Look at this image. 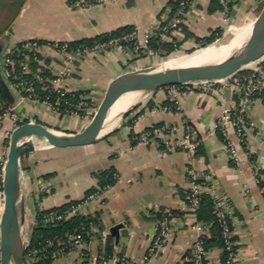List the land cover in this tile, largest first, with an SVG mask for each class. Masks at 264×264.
<instances>
[{
	"label": "crops",
	"instance_id": "crops-1",
	"mask_svg": "<svg viewBox=\"0 0 264 264\" xmlns=\"http://www.w3.org/2000/svg\"><path fill=\"white\" fill-rule=\"evenodd\" d=\"M171 1L115 0L74 7L71 0H0V58L9 44L23 39L77 42L123 26L136 28L141 37L156 26L161 12L170 7ZM215 2L196 0L175 35L178 42L192 45L197 37L217 34L219 29L223 32L234 17L250 24L256 15L254 7L262 0ZM217 4L221 7L214 8ZM155 61L146 52L111 49L76 62L64 83L71 89L86 91L93 104L99 106L115 77L144 70ZM53 64L57 70L62 60L55 57ZM214 88L181 92L180 110L167 108L169 87L150 92L137 99L135 106L118 118L111 130L91 144L58 147L34 138L35 149L20 158L24 243L36 224L37 208L47 211L80 200L99 186L100 172L112 170L118 176L117 181L100 201L82 212L96 219L93 230L80 247L58 246L51 264H102L95 259L100 253L111 260L128 257L140 261L155 234L159 211L164 206L173 207L177 215L165 247L146 264H191L189 252L201 232L190 228L188 223L193 224L198 218L184 207V198L191 184L188 169L194 168L202 178L206 175L214 180L216 191L227 201L239 243L238 264H264V191L254 176L258 171L264 180V100L254 99L247 110L253 126L246 129L243 143L233 127H229V136L238 148L237 163L222 132H207L223 110L234 109L238 94L227 81L217 82ZM0 97L17 111L59 131H80L89 122L86 116L47 114L41 105L29 100L22 102L4 79L0 82ZM155 124L188 125L201 139L197 155L191 158L183 150L164 151L156 144L133 140L134 134ZM10 128V120L0 128V152L5 146V131ZM205 194L212 197L209 192ZM2 209L0 206V217ZM120 222L128 232L120 233L116 239L110 227ZM209 234L208 230L204 236ZM208 259L211 264L223 262V249L218 243L210 247Z\"/></svg>",
	"mask_w": 264,
	"mask_h": 264
},
{
	"label": "built area",
	"instance_id": "built-area-1",
	"mask_svg": "<svg viewBox=\"0 0 264 264\" xmlns=\"http://www.w3.org/2000/svg\"><path fill=\"white\" fill-rule=\"evenodd\" d=\"M115 0H71L74 7H88L93 4H104ZM196 0H179L175 9L166 7L160 14L159 20L152 30L147 31L143 36H139L138 30L133 28L123 36L111 37L106 40H99L93 43L74 44L73 41H46L38 39H23L9 44L0 58V73L7 82L11 91L23 101H31L41 105L46 109L47 114H78L86 116L89 121L96 110L93 109V99L86 91L71 89L67 87L64 80L73 72L76 62L84 60L89 56L100 54L111 49L126 50L131 48L136 53L146 52L148 55L156 54L157 49L150 45L152 39L157 42H169L176 39L175 35L180 30L190 9ZM60 58L62 65L56 70L53 64L54 58ZM255 66L247 71L236 72L229 77L218 80L189 81L177 85L168 86V99L172 110H180V93L192 89L201 88L208 91L215 90V84L227 81L232 84L237 91L238 99L234 109L230 112L223 110L214 122L213 128L207 134H213L215 130H220L225 136L226 146L233 160L239 163V153L236 143L230 138L229 127H233L241 143L245 141L246 129L251 128L253 123L247 116V110L252 106L254 99L264 100V75L262 73L263 57L253 62ZM6 120H10L11 128L6 129L5 135L10 136L14 127L22 122H37L33 117L22 111H17L14 107L5 104L0 97V128L4 126ZM26 120V121H25ZM34 138L27 140L35 143ZM133 140L142 144H156L164 151L183 150L194 158L201 144L199 139L190 127L178 124H155L133 135ZM8 151V149H7ZM5 150L0 152V206L3 208L4 193V168L7 157ZM3 155L5 156L3 158ZM191 184L185 192L184 207L192 216H197L200 206V195L211 193L214 199V212L219 218L222 228V238L224 251L226 252L223 262L219 264H238L239 243L236 240L232 213L228 207L225 197L216 191V182L209 176L196 172L194 168L188 169ZM256 181L262 180V174L254 172ZM115 182L117 174H114ZM114 182V183H115ZM114 183L98 186L85 194L80 200L68 203L63 207H54L47 210L43 215V222L55 223L67 218L82 214L83 210L94 202L100 201L104 195L112 188ZM264 191V186H261ZM160 216L156 223V231L147 246L146 252L140 261L131 260L128 257L108 259L105 253H100L95 259L102 264H146L153 255L165 247L166 240L171 234L172 223L177 212L171 206H164L160 209ZM192 230L201 232L192 243L189 259L191 264H211L208 259L204 234L208 231L205 224L199 221L188 223ZM93 223H81L72 232H66L62 239H47L42 249L31 248L28 253L29 261L40 259L48 247L57 243L62 249L70 247H80L84 243L86 235L93 229ZM28 242L25 243L27 248ZM41 254V255H39ZM39 255V256H38Z\"/></svg>",
	"mask_w": 264,
	"mask_h": 264
},
{
	"label": "water",
	"instance_id": "water-1",
	"mask_svg": "<svg viewBox=\"0 0 264 264\" xmlns=\"http://www.w3.org/2000/svg\"><path fill=\"white\" fill-rule=\"evenodd\" d=\"M263 56L264 0H262L259 13L252 22L245 44L231 57L220 62L201 65L161 69L158 66L122 73L109 84L92 119L80 131L63 132L42 122H22L14 127L9 136L4 168L5 200L0 217V264H25L24 200L21 193L20 158L35 149V143L28 141V138H42L47 143L58 147L91 144L100 136L99 131L108 113L120 98L124 96L141 98L159 88L189 81L223 79L239 72ZM134 106L135 104H132L118 118ZM124 227V223H117L110 227V232L118 239L120 233L128 232Z\"/></svg>",
	"mask_w": 264,
	"mask_h": 264
},
{
	"label": "trees",
	"instance_id": "trees-1",
	"mask_svg": "<svg viewBox=\"0 0 264 264\" xmlns=\"http://www.w3.org/2000/svg\"><path fill=\"white\" fill-rule=\"evenodd\" d=\"M179 0H173L170 3V7L172 9H175ZM214 0V3H216ZM262 2H259L255 7L254 11L257 13L261 8ZM221 7L219 4L215 5L214 8ZM213 9V8H212ZM133 30L132 26H123L118 29H115L109 33H104L99 36H96L89 40H81L77 41L74 44H80V43H93L95 41L99 40H106L111 37H117V36H123L126 33H129ZM215 34H211L209 36L205 37H197L196 43L200 45H207L214 41ZM182 44V42H180ZM179 44H176L177 46ZM150 45L160 51L161 53H167L171 52L175 49V47L170 42H157L156 39H152L150 42ZM193 49V48H192ZM192 49H188V51H191ZM169 54V53H168ZM244 71V68H242ZM241 71V70H240ZM3 81V78L0 73V82ZM26 121V120H25ZM9 138L6 136L5 144L8 143ZM200 147V146H199ZM199 150V149H198ZM114 171H102L98 174L99 178V186H104L109 183H114ZM204 178H200L199 181H203ZM260 186H264V180H260L259 182ZM94 190V189H92ZM91 191V190H90ZM89 191V192H90ZM200 206L197 211V218L198 221H200L202 224H205L210 231L209 235L204 236L206 249L209 251L210 247L216 243H218L221 248L224 247V242L222 238V228L219 223V218L214 212V199L210 197L209 195H206L205 193H202L200 195ZM76 200L70 201L74 202ZM68 202V203H70ZM67 203V204H68ZM62 205L59 207L66 206ZM46 211H43L39 208H37V221L36 224L32 227L29 237H28V246L25 249V264H51L54 258V252L56 248L59 246L57 243H54L52 246L48 247L46 252H44V255L37 259L36 261H29L28 259V253L31 248H39L42 249L45 246V241L47 239H62L64 238V235L66 232H72L74 229L80 226L81 223H90L94 222L96 223V219L94 217H91L90 215H83V214H76L73 215L66 220L56 221L55 223H45L43 222V215ZM41 255V254H39ZM38 255V256H39ZM226 252L223 249V259L225 258Z\"/></svg>",
	"mask_w": 264,
	"mask_h": 264
},
{
	"label": "bare ground",
	"instance_id": "bare-ground-1",
	"mask_svg": "<svg viewBox=\"0 0 264 264\" xmlns=\"http://www.w3.org/2000/svg\"><path fill=\"white\" fill-rule=\"evenodd\" d=\"M252 26V24H251ZM251 26L238 29L227 41L220 43H213L204 48H198L194 52L177 58L171 59L167 64L160 66L161 68H168L174 66H193L205 63H213L223 61L235 53H237L245 44L248 35L251 31ZM137 97H122L112 107L108 116L99 131V135L111 130L118 120V116L137 101ZM123 104V105H122Z\"/></svg>",
	"mask_w": 264,
	"mask_h": 264
},
{
	"label": "rangeland",
	"instance_id": "rangeland-1",
	"mask_svg": "<svg viewBox=\"0 0 264 264\" xmlns=\"http://www.w3.org/2000/svg\"><path fill=\"white\" fill-rule=\"evenodd\" d=\"M259 11L257 13L255 12L256 13L255 17L259 13ZM251 24L252 23L248 24V20H242L241 18H235L234 17L231 20L229 26L225 30H223V32H221V30L219 29V32H217V34H215V36H214V41L212 43H210V44L205 45V46L204 45L197 44V43H194L192 45H183L180 42H178L177 39H172L169 42L175 47V49L173 51L167 52V53H161L160 51H158L156 54L150 55V56L155 57L156 58V61L154 63H152L148 68L149 69H152V68H155V67H158V66L159 67L160 66H163V65L167 64V62L171 61V59L173 60V58H177L178 56L190 54V53L194 52L198 48L208 47V46L212 45L213 43L225 42L238 29H241V28H243L245 26H247V27L248 26H251ZM179 43H180V46L179 45L177 46L176 44H179ZM192 48L195 49V50H193ZM188 49H192L193 51L191 50L192 52H190V51H188ZM138 54H141V53H138ZM254 66H255V63H250L246 67H244V71H247L250 68H253ZM242 71L243 70H241L240 72H242ZM93 107H94L93 109H95V110H97V108H98V106H95V105ZM62 115H67V114H61V115H58V116H62ZM8 143H9V140H8ZM8 143L5 144V146H4V149H3V150H5V152H4L5 154L4 155H6V152H7V149H8ZM42 143H44V141H42ZM4 155H3V158L5 157Z\"/></svg>",
	"mask_w": 264,
	"mask_h": 264
}]
</instances>
